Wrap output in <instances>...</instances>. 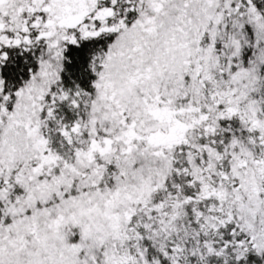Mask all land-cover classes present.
Segmentation results:
<instances>
[{"label": "snow or ice", "instance_id": "1", "mask_svg": "<svg viewBox=\"0 0 264 264\" xmlns=\"http://www.w3.org/2000/svg\"><path fill=\"white\" fill-rule=\"evenodd\" d=\"M0 264H264V0H0Z\"/></svg>", "mask_w": 264, "mask_h": 264}]
</instances>
